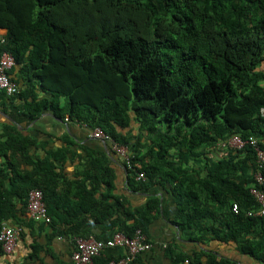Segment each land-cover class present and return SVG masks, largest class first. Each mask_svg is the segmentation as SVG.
Segmentation results:
<instances>
[{
    "label": "trees",
    "instance_id": "obj_1",
    "mask_svg": "<svg viewBox=\"0 0 264 264\" xmlns=\"http://www.w3.org/2000/svg\"><path fill=\"white\" fill-rule=\"evenodd\" d=\"M0 28V55H13L7 74L18 88L0 93L4 112L35 120L49 110L91 132L98 127L129 151V164L118 155L129 189L168 184L172 223L199 244L187 253L172 238L165 250L173 263L242 264L207 249L218 241L264 264V215H248L258 208L249 193L256 151L222 145L237 135L264 149V0H0ZM1 127L0 157L16 184L7 193L0 185V226L16 210L23 215L29 190L39 188L54 234L72 223L86 237L82 224L107 219L113 232L140 229L148 240L159 198L132 207L113 193L106 152L83 147L76 154L83 170L67 179L55 162L74 155L69 135L60 137L67 145L38 158L28 152L34 138ZM16 154L30 170L17 169ZM14 191L19 200L8 195ZM38 248L33 243L30 256Z\"/></svg>",
    "mask_w": 264,
    "mask_h": 264
},
{
    "label": "crops",
    "instance_id": "obj_2",
    "mask_svg": "<svg viewBox=\"0 0 264 264\" xmlns=\"http://www.w3.org/2000/svg\"><path fill=\"white\" fill-rule=\"evenodd\" d=\"M5 32L6 30L4 28H0V35H3ZM46 95L43 93L40 95V98ZM6 102V105H9V101L6 100ZM2 123L11 124L21 134L34 138L35 144L30 146L28 152L31 156L38 158H43L49 150H55L67 145L60 137L69 135L71 142L68 144V147L73 151L74 155L68 153L63 163L55 162L57 170L61 169L67 179L78 178L77 173H81L83 170L85 160L81 157L78 158L76 154L82 153L83 147H88L107 153L109 165L114 169L116 174L113 193L124 196L130 206H142L150 195H155L159 198V214L152 220L148 228V241L151 243V247L149 250L139 254L130 264H181L173 263L166 253V244L172 238H175L177 248L183 252L191 253L199 247L197 242L183 235L171 221V218L176 212V205L169 191V185L166 184L162 187L157 184L147 191H132L129 189L127 186V173L120 157L113 153L108 142L105 146L103 141L94 139L91 131L84 124H79L67 118L61 119L49 110L43 111L35 120H30L15 113L13 110L4 112L0 107V134L2 131ZM15 159L17 169L30 170L31 166L21 161L19 154L15 155ZM5 162V157L1 156L0 169L3 170L4 175H0V185L2 191L7 193L8 188L13 189L16 180H11L10 168L6 167ZM58 192H60V187L58 188ZM9 193L8 195L11 198L19 200L16 198L15 191ZM97 195L99 196V193ZM19 207L20 202L17 203V208ZM26 212L22 215L20 209L16 210L15 218H4L1 221H3L2 223L5 222L11 225H15L21 220L23 223V221L30 220V216ZM31 220L34 222L32 223L30 221L24 224L23 232L17 240L14 250L9 254L0 252V264H72L71 253L74 246V239L77 235L79 236L78 230L70 229L72 223L56 224V227L63 230V232L54 234L50 224L32 218ZM108 221L105 219L97 223L89 219L80 226V230L88 228L89 235H93L100 240H106L114 231L108 228ZM69 229L71 232L65 231ZM33 243L38 244L39 248L35 254L33 253L30 256ZM207 249L215 251L219 255L235 259L242 264L252 262L249 258L241 255L233 246L218 241H212ZM125 253L126 250L124 248H106L103 256L112 255L119 257Z\"/></svg>",
    "mask_w": 264,
    "mask_h": 264
},
{
    "label": "built area",
    "instance_id": "obj_3",
    "mask_svg": "<svg viewBox=\"0 0 264 264\" xmlns=\"http://www.w3.org/2000/svg\"><path fill=\"white\" fill-rule=\"evenodd\" d=\"M15 60L11 52L3 51L0 55V93L4 92L6 95H13L17 92L16 84L9 78L7 72L14 65ZM91 135L95 139L103 142H108L111 150L119 155L129 164V151L125 146L118 145L110 135L104 133L100 128L96 127ZM245 144L252 145L256 151L257 170L253 174L255 186L249 189V193L256 200L258 208L255 213L251 211L250 214L264 215V190L261 186L264 183V176L261 173V167L264 163V149L258 147L255 138L249 137L247 140L241 139L239 136H232L227 140V143L222 145H229L237 148L243 147ZM143 173L137 174V179L143 178ZM257 185L260 187H257ZM27 214L35 220L49 223L51 218L48 216L46 206L43 201V194L41 189L32 188L27 195ZM232 210H238L237 204L232 205ZM23 229L19 225H11L2 223L0 226V249L3 253H11L20 238ZM124 248L126 253L117 258L109 259L103 264H129L135 257L150 249L151 243L147 240L146 235L140 230L136 229L132 236H126L120 231H115L106 240H100L93 235L86 237L77 236L74 239V246L71 253L72 264H98L97 258L103 256L106 248Z\"/></svg>",
    "mask_w": 264,
    "mask_h": 264
},
{
    "label": "water",
    "instance_id": "obj_4",
    "mask_svg": "<svg viewBox=\"0 0 264 264\" xmlns=\"http://www.w3.org/2000/svg\"><path fill=\"white\" fill-rule=\"evenodd\" d=\"M104 143V145L106 146L107 145V143L106 142H103ZM107 148V147H106Z\"/></svg>",
    "mask_w": 264,
    "mask_h": 264
}]
</instances>
